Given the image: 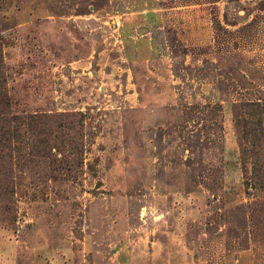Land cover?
Masks as SVG:
<instances>
[{"label": "rangeland", "instance_id": "374dc122", "mask_svg": "<svg viewBox=\"0 0 264 264\" xmlns=\"http://www.w3.org/2000/svg\"><path fill=\"white\" fill-rule=\"evenodd\" d=\"M0 48L11 113L52 123L0 264H264V0H0Z\"/></svg>", "mask_w": 264, "mask_h": 264}, {"label": "trees", "instance_id": "16d2710c", "mask_svg": "<svg viewBox=\"0 0 264 264\" xmlns=\"http://www.w3.org/2000/svg\"><path fill=\"white\" fill-rule=\"evenodd\" d=\"M2 67L3 56L0 48V197L9 198L15 192L14 166L20 160L24 163L35 161L31 157L33 154L35 157H43L42 152L45 150L46 143L44 134L47 130L49 132L52 130L50 126L52 123L46 115L20 116L11 113L3 87ZM243 105L249 109L248 112L255 122L252 130L247 131L249 139H252L251 155L256 142L260 137H264V103L246 101ZM260 167L261 165L256 161L253 162V176L260 173Z\"/></svg>", "mask_w": 264, "mask_h": 264}]
</instances>
